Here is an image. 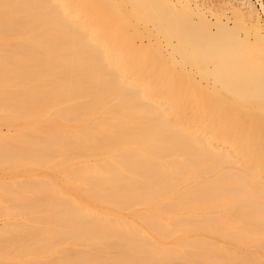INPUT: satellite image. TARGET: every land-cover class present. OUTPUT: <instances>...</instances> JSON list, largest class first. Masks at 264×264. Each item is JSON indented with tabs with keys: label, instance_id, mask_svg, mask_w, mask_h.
Listing matches in <instances>:
<instances>
[{
	"label": "bare ground",
	"instance_id": "6f19581e",
	"mask_svg": "<svg viewBox=\"0 0 264 264\" xmlns=\"http://www.w3.org/2000/svg\"><path fill=\"white\" fill-rule=\"evenodd\" d=\"M0 125V264H264L249 0H0Z\"/></svg>",
	"mask_w": 264,
	"mask_h": 264
},
{
	"label": "rangeland",
	"instance_id": "374dc122",
	"mask_svg": "<svg viewBox=\"0 0 264 264\" xmlns=\"http://www.w3.org/2000/svg\"><path fill=\"white\" fill-rule=\"evenodd\" d=\"M251 3H253L256 11L258 12V16H260L261 19L264 20V0H249ZM0 133L2 134H7L11 133V130H8L6 126L0 125ZM5 222V218L3 216H0V227L3 226ZM206 238L212 239V240H217L219 243L223 242L218 240L216 236H211L209 234H205ZM166 245H172L175 243L173 239H166L165 241ZM249 249H253V247H248Z\"/></svg>",
	"mask_w": 264,
	"mask_h": 264
}]
</instances>
